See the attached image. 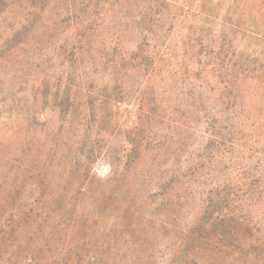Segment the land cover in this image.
Masks as SVG:
<instances>
[{"label":"rangeland","instance_id":"obj_1","mask_svg":"<svg viewBox=\"0 0 264 264\" xmlns=\"http://www.w3.org/2000/svg\"><path fill=\"white\" fill-rule=\"evenodd\" d=\"M259 181L264 0H0V264H236Z\"/></svg>","mask_w":264,"mask_h":264},{"label":"trees","instance_id":"obj_2","mask_svg":"<svg viewBox=\"0 0 264 264\" xmlns=\"http://www.w3.org/2000/svg\"><path fill=\"white\" fill-rule=\"evenodd\" d=\"M246 184L244 183V186ZM257 184V192L263 194L264 181H259ZM246 188L247 200L251 201L256 193L254 189L250 190L251 187ZM243 205L249 209V204L244 203ZM239 207L233 204L219 214L222 223L221 230L218 231V241L213 242L206 234L204 236L205 245L225 256L232 257L236 260V264H250L249 261L253 262L252 260H259L260 264H264V227L255 221L253 216L247 215L246 210H241ZM207 227L212 229L213 224Z\"/></svg>","mask_w":264,"mask_h":264}]
</instances>
